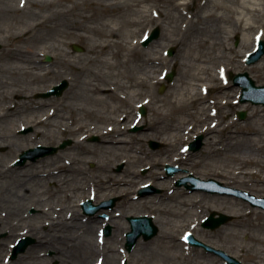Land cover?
Masks as SVG:
<instances>
[{"label": "bare ground", "instance_id": "6f19581e", "mask_svg": "<svg viewBox=\"0 0 264 264\" xmlns=\"http://www.w3.org/2000/svg\"><path fill=\"white\" fill-rule=\"evenodd\" d=\"M14 12L20 16L19 27L9 34L13 40L8 50L11 61L3 66L2 71L11 73L19 81L27 77L41 82L53 75L77 81L80 89H85L83 100L86 104L77 106L80 96L70 90L61 97L36 100L32 96L35 91H27L19 82H6L13 89L0 92V122L19 118V129L31 126L33 134H38L35 138L19 136L11 127L0 133L1 143L10 147L16 145L19 151L42 144L37 140L44 133L42 128L48 126L58 131L60 125L51 120L66 108L67 117L60 114L70 121L65 130L76 136L69 151L81 149L84 154L83 159L74 157L73 166L63 163V154L28 162L22 168L0 165V178L9 177L14 183L26 177L38 183L53 181V186L47 189L56 194L66 193L69 201L57 216L55 205L49 208L54 209L53 216L51 212L42 211L41 217L51 216V230H44V225L33 223L24 216L19 221L11 220L15 200H11L10 193L26 200L23 208L29 199L26 193L21 194L13 187L0 189V201L8 204L3 207L6 210L4 216L0 214V232L8 230L9 235L21 233L37 237V244L28 248L24 261L35 258L39 254L36 248L43 246L45 250L54 249L56 256L52 258L60 259L61 264H73L70 247H78V258H84L81 264H87L86 259L97 254H105L102 264H117L121 255L119 251L123 250H119L118 245L122 243L124 246L125 242L121 231H129L130 226L117 218L121 213L114 214L109 210L113 216L108 224L115 231L104 238L103 244L102 240L100 243L96 241L97 237L93 236L97 227L106 222L98 212L91 214L86 223L81 221L80 202L88 193L96 200L122 194L128 204L124 210L126 216L142 215L141 208L151 215L157 212L159 218L154 216L159 226L157 239L168 249L177 245L181 250V244L166 241H175L176 238L167 236L166 223L160 215L169 223L179 219L188 224L189 227L181 231L183 235L192 228L195 230L199 220L211 209L228 211L236 216L232 223L236 230L222 226L219 231L237 240L236 244L232 246V253L217 243L215 248L227 251L236 259L244 257L249 264H264V210L219 193L171 189L170 184L183 175L171 178L161 171L167 162L179 164L193 175L222 176L228 183L259 193L264 191V106L242 104L241 108H250L251 117L245 124L224 112V105L231 99L235 102L240 92L238 85H228L230 71L240 68L245 57L255 50L256 41L264 38V0H19ZM26 14L29 20L24 19ZM155 24L163 26V34L144 46L143 40ZM234 34L241 35L239 46L232 45ZM78 43L86 45L85 52L72 49ZM174 45L186 51L184 62H178L166 53ZM48 54L54 56L56 66L57 62L60 63L57 68L42 64V55ZM172 63L182 66L184 76L177 78L176 84L175 80L171 82L165 95H156V87L167 84L164 75L170 72ZM248 67L264 79V58ZM68 70L74 73V78H69ZM144 92L149 93L145 95ZM140 105L150 108L153 114L147 123H144L146 115H139ZM43 109L40 116H34L36 110ZM32 111L33 116H28ZM227 116L228 121L224 124L221 119ZM94 120L108 124L97 129L89 124ZM142 124H146L143 132H130L132 127ZM193 128L196 135L199 132L205 134L203 155L210 157L211 162L193 159L195 156L190 157L193 152L184 149L183 145L177 150L178 142L191 138ZM92 135L100 136L101 140L88 144L86 139ZM150 136L163 142V148L158 152L145 148L144 143ZM118 160L125 161L127 166L121 175H114L113 165ZM145 161L151 162L149 179L140 181L138 164H145ZM90 162L92 168L87 166ZM203 163L206 171H196L195 167H202ZM17 169L20 171L16 174ZM72 173L81 178V183L78 181L74 189L69 187L75 179L70 177ZM90 173L94 174L90 176ZM147 183L163 188L164 192L139 197L138 189ZM68 190H73L72 194ZM73 192L80 197L79 203L72 199ZM168 200H177V204L164 205ZM45 201L39 198L33 205L40 207ZM59 201L64 202V197ZM71 203L75 211L68 217L64 210L69 209ZM243 235L246 240L242 239ZM106 240H110L109 245ZM70 242L74 244L70 246ZM151 243L153 241H140L134 253L125 248L122 257L128 258V252L134 257L139 245L149 246ZM2 246L0 264H9L12 261L2 257L5 250ZM168 254V261L172 263H191L194 261L189 259H195V264H228L226 258L195 252L188 244L183 245L182 252ZM98 262L94 260L92 264Z\"/></svg>", "mask_w": 264, "mask_h": 264}, {"label": "rangeland", "instance_id": "374dc122", "mask_svg": "<svg viewBox=\"0 0 264 264\" xmlns=\"http://www.w3.org/2000/svg\"><path fill=\"white\" fill-rule=\"evenodd\" d=\"M18 2L19 0H0V44L2 45V48L0 49V92L1 91H9L11 89H13V87H8V85H6V82H19V85L20 86H23L27 91H35L33 92V95L35 97L36 100H42V99H48V98H55V97H61L65 94V92L67 90H70L72 91L73 93L79 95L80 97L77 99V102H76V105L77 106H83V105H86L85 102H84V95H85V89H80L79 87V83L77 81H70L68 79V81H70V87H68L66 89V91H64V93L61 95V96H56V95H52V96H49V97H43V96H40L42 93L44 92H48L53 86L54 84H60L62 83V81L64 79H67V78H61L60 79V76H52L48 79H44L43 81H33L32 79L30 78H27L25 77L24 79H22L23 81H19L17 79L14 78V76H12L11 73L7 74V73H4L2 70H3V66H5L6 63H8L9 61H11V53L8 52L9 48H11V44L13 43V40H11L9 38V34L11 35L12 32H14V30H16V28L19 27V22H20V16L18 14V12H14L15 10V6L18 5ZM24 18V17H23ZM29 15L26 14L25 18L26 20H29ZM156 24L153 26L152 28V31L156 28V27H159V26H156ZM161 29V32H160V36L163 34V26H160L159 27ZM160 36L158 38H160ZM158 38H155L153 41L155 40H158ZM264 39V38H263ZM152 41V42H153ZM258 41V40H257ZM256 41V43H257ZM241 43V35H238V34H234L233 38H232V45L233 46H239ZM151 44V43H150ZM149 44V45H150ZM78 45H80L82 47L83 50L81 51H77L78 53H83L86 51V45L85 44H80L78 43ZM72 49H74V46L72 47ZM170 48L167 49V51L169 50ZM174 53L172 55H170L172 58H174V60L176 61H182L184 62L185 61V58L187 56V53L186 51L183 49H179L177 46L174 45ZM52 57V59L50 61H47L46 60V56L42 55V64H48L50 66H53L54 65V68H57L59 66V62H57V66L55 65V58L52 54H48ZM262 58H264V55L262 56ZM262 58L260 60H262ZM259 60V61H260ZM258 61V62H259ZM256 62V63H258ZM53 63V64H52ZM254 63V64H256ZM254 64H251V65H254ZM186 65H188V63H186ZM182 68V66H181ZM181 68L180 66L178 67L177 65H174L172 63L171 65V69H170V72L172 71H175L176 72V75L174 77V84H176L177 82V78H181L184 76V73L181 71ZM69 71V70H68ZM70 72V71H69ZM68 72V73H69ZM241 72H248V74H250V76L256 81V83L258 85H264V79L258 77V75L253 72L251 69H249L248 67V64L246 63V57L245 59L241 62V65H240V68H234L233 70L230 71L229 75H228V85H232V86H236L233 82V76L236 74V73H241ZM74 73L70 72L69 73V78H74ZM5 82V84L3 83ZM170 83L169 81H167V84H159L156 89H155V93L156 95H165V93H167V90L170 86ZM48 85H53L52 87L50 88H45V90L43 89L42 91L41 90H38V89H41L42 87H46ZM164 85V86H163ZM164 87L163 90H161V88ZM239 87V86H238ZM169 91V90H168ZM127 92V91H126ZM125 92V94H126ZM28 93V92H27ZM128 93V92H127ZM145 95L148 94L149 92H144ZM241 94H242V88L240 87V92H239V97L236 99L235 102H233V99H231L232 101L229 102V103H226L224 105V112L227 114H229L228 116L229 117H236L238 118L239 122H241L242 124H245L249 118L251 117L250 116V108L249 107H244V108H241L240 106L242 104H245V103H248L250 106H253V105H263V104H254L252 102H244L242 103L240 101V97H241ZM86 96H87V92H86ZM264 106V105H263ZM64 108V107H63ZM94 108H98L96 105H94ZM123 109H126L125 107H123ZM139 110V108H138ZM44 109L43 110H36V112L34 113L35 115L34 116H40L42 113H43ZM240 111H245L246 112V117L245 118H241L239 116V112ZM33 112H30L28 113V116H33ZM60 114H64L65 117H67V114H68V109L64 108L61 110V112H59V115H56L52 118L51 121H54L55 120V123L60 125L58 127V131H54L52 130V128L46 126L45 128L43 127L42 129H45L44 130V133L41 137V135H39L38 137H40L39 139L37 140H40L41 143H45L44 145H48V146H58L62 141L66 140V139H72L73 140V143H74V140L76 138V136H74L73 134L70 135V133H68V131L65 130V127L66 125H68L70 123L69 120H66V119H63L62 116L63 115H60ZM134 114V113H133ZM228 116L225 117L224 119H221L223 120L224 124L228 121ZM221 117V115H220ZM148 118V119H147ZM151 118H153V114H151V110L150 108L147 109V114H146V118H145V121L144 123H147L149 120H151ZM17 119V120H16ZM14 121L12 120H3L0 122V133H4L3 131L7 130V129H10L11 127L15 130V133L18 134L19 136H29L30 138H35L38 134H33V127L31 126H28V127H25V128H21L19 129L20 127V123H21V119L19 118H16ZM210 120H208L207 122H209ZM89 124L92 126V127H106L107 124L105 123H100L99 121H93V122H90L89 121ZM142 128L140 130H137V131H132V129H130V132L132 133H141L143 132L145 129H146V124H142L141 126ZM31 128L32 130L28 131V132H23L24 129H29ZM133 128V127H132ZM195 130V128H193L191 130V138L189 140H182L180 142H178L177 144V150H179L182 145L184 146V144H186V146L189 145L190 141H195V139L200 135L202 134L201 132H199L197 135L195 133H193ZM196 131V130H195ZM201 131V129L199 130ZM184 132V131H183ZM205 135V134H204ZM98 135H92L90 137H88L86 139V142L88 144H91V143H97L101 140V137L98 136V139L96 140H93L94 137L97 138ZM204 144H202L200 150H197V151H192L193 153L191 154L192 156L190 157H193L195 156L193 159H198L200 158L201 160H204V163H205V160H207V162H211V159H209L210 157H206V155H203L204 154V147H205V136H204ZM1 141V140H0ZM152 141L154 142H157L158 143V146L156 147H153L152 146ZM5 142L1 143L0 142V165H17V167H25V165L28 163V162H36L37 160H28L26 161L24 164H16V161L19 159L20 157V154H22L25 150H28L30 147H26L23 151H19L17 150V146L16 145H11L8 146V145H4ZM73 143L71 145H68L66 148H63V149H60L57 153L55 154H50V155H47V156H56L58 154H63V157H62V160H63V163H65L66 165H70V166H73L75 164H73V160H74V157H78L80 159H83V151L81 149H77V150H70L69 151V148L73 145ZM145 148L147 150H152L154 152H158V150H161L163 148V142L159 139H156V138H152L151 136L149 138L146 139L145 141ZM38 146V145H37ZM36 145L35 146H32V147H37ZM185 146V147H186ZM16 158H15V157ZM47 156H42L40 158H44V157H47ZM40 158H37L38 160ZM208 158V159H206ZM263 159H264V156H263ZM145 164H138L139 165V171H140V174H141V178H140V181H146L148 180V174L150 173L149 171L151 170L150 169V166H151V162L149 161H145L144 162ZM203 163V166L202 167H199V166H196L195 167V170L200 172V171H206L205 170V165ZM127 163L123 160H118L114 165H113V169H112V174L114 175H121L124 170L126 169V165ZM169 163H165V165H163V169H161L164 176H170L171 178H173L175 175H183L179 178H177L176 180H174L169 188H186L185 185H178L177 182L184 178V177H188L190 176L191 174L193 175V173L190 172V170H188L187 168H184L183 166L179 165V164H173L171 163L170 165L172 166H177L179 168V170L177 171V173H175L174 175H168L167 172H166V167ZM87 166L90 168H92V163L90 162L89 164H87ZM132 166V165H130ZM20 169L16 171V174L19 173ZM188 174L187 176L184 174ZM75 173H72L70 175L73 176ZM94 173H90V176H92ZM194 175L200 177V178H203V179H209V178H214L220 182H222L224 185L226 186H232L233 188H237V189H241L245 192H248L249 194H252L256 197H264V191L263 192H257V191H254L252 190L251 188H247V187H242V186H239V185H235V184H232V183H228L227 180L225 178H223L222 176H200V174H196L194 173ZM75 179L74 181L70 182V188L74 189V187L77 185L78 181L81 180L80 176H73ZM30 179V180H29ZM89 179V177H88ZM19 182L17 183H14L12 181L11 178H0V189H5L7 187H10L14 190H19V193H26L29 199V202L27 204V206L25 208H23V204L26 202V200H23V197H18V196H14L12 195V193H10V198L11 200H15V204L12 205L13 207L15 206V208H13V212L14 214H12L11 216V220L13 221H19L20 218L22 216H24L25 218H29L33 221V223H36V224H40L41 225H44V230H51V226H49L50 224V221H51V216H46V217H41L43 215L42 211L46 210L48 212H51V215L53 216V212H54V209H50L49 208H52L50 207L51 205L54 206L55 205V209H56V212H55V216H57V214L59 215V210L62 209V207L64 208V204L65 203H69V201L66 200V193H57L54 192L53 190H50V189H47L49 188V186H53V181H47V182H44L42 181L41 183H38V182H35L33 179H31V177H26V178H20L18 180ZM80 182V181H79ZM81 183V182H80ZM189 185H192L191 182H188ZM88 186V185H87ZM140 189V188H139ZM139 189L137 191L138 195H139ZM156 189H158L159 191L158 192H152V193H147L145 195H142L141 197H145V196H148V195H151V194H160L163 191V188L161 187H157ZM191 190V189H189ZM72 191L73 190H68V192H70L72 194ZM73 195L74 197L72 199H77V203H79V198L76 194H74L73 192ZM88 193L86 194V199H89L90 197L92 196H87ZM218 195H222V196H226L228 198H232V199H238L242 202H244V204H246L247 206H250V207H253V208H258V209H262L264 210V208H261V207H258V206H254L250 201H248L247 199H245L244 197H240V196H236V195H228V194H218ZM9 196V195H8ZM61 197H64L65 201L64 202H61L59 201ZM39 198H42V199H45L46 201L44 202L43 206H37L36 205H33L34 201H37ZM111 198H115L116 201L115 203H113V205H110V208H103L101 209L97 214H100V218L103 219L104 221H107L108 219L105 218V216H113L110 214V211H114V214H117V213H121V215L119 217H117L121 222L122 224L124 225H129V221L127 220V217L124 212L125 210V206H127V200L124 199L122 197V194H113L112 196L108 197L107 199H103V200H96L94 199V201L96 203H100L102 201H106V200H109ZM177 199V198H176ZM83 201V200H82ZM81 201V202H82ZM81 202H80V208H79V211H81L82 215L80 214V219L81 221L83 222H87L88 221V217L89 216H85L84 215V212L81 208ZM164 205H176L177 204V200L176 201H166L165 203H163ZM5 205H8L6 201H0V214L2 216H4L6 210H4L5 208ZM124 206V207H123ZM75 211L74 208H72V203L70 204V208L67 209V207L65 208L64 210V214H66L68 217L71 216V213H73ZM141 211H142V214L146 213V214H150L149 211H147L146 209H142L141 208ZM214 210L211 209V211H208V213L203 217V219L206 217V216H209ZM8 212V211H7ZM216 212H221V211H216ZM224 213L226 214H229V215H232L233 216V219L230 220L229 222H227L226 224H223L222 226H226L228 228H232V229H235V226L232 224L234 223V221L236 220V216L234 214H231L230 212L228 211H225L224 210ZM105 215V216H104ZM153 217H157L159 218V214L157 212H153ZM162 218H163V221H165V225L164 228L166 230H168V235L169 237H174L176 238V240H166L168 241V243L171 241V242H176L177 244H181V250L180 248L176 245L174 249H168L167 247L164 246V244L162 243V241L160 239H157V236L156 237H153L152 239H149V240H145L143 238H141L139 240L140 241H147V242H151L153 241V243L149 244V246H143V245H139L137 247V253H135L136 255H134V257H130L129 256V252H128V259L127 258H123L122 255H124V250H120V248L124 249L125 246H126V243H127V237H126V233L128 231H121L123 237H125V242H124V246H122V243L118 245V248H119V252L121 253V255L119 256V258L117 259V264H124L123 262H126V264H141L140 261H144L148 264H195V259H189V261H194V262H191V263H180V262H177L176 263H172L170 261H168V256L169 254L168 253H178L179 251L182 252V248H183V245H186L188 244V246H191L193 248V250L195 252H206L210 255H213L215 256L216 258H224L223 254H219L214 251H208L206 250L205 248L203 247H199V246H194V245H191L189 243H186L185 240H181L179 239L182 235V230L188 228V224L186 225L185 222L183 220H175L174 222H170L169 223V220H167L163 215H160ZM155 217H154V220H155ZM189 219V218H188ZM203 219H200L199 221V224L197 225L196 229L194 230L193 228L191 229L194 233V235L200 239L201 241L205 242L206 244L208 245H211L212 247L215 248V243L219 244V245H222L223 248L227 249V251H230L231 253L233 252L231 249H232V246L236 244V241L237 240H234V238L230 237V236H225L223 235L219 230H221L220 228H222V226L216 228V229H210V228H206L204 227L203 225ZM192 221V219H191ZM157 223V222H156ZM238 224L242 223V222H239L237 221ZM107 224L105 225H102V226H98L97 229H96V232H95V235L93 237H97L96 241H100V239L98 238V230H101V228H104ZM243 225V224H241ZM239 225V226H241ZM130 226V225H129ZM113 228V227H112ZM242 228V227H240ZM244 229V227H243ZM245 229H251L249 227H245ZM131 230V228L129 229V231ZM236 230V229H235ZM115 230L113 229L112 230V233L114 232ZM228 232V231H227ZM257 232V230H256ZM14 233H17V232H14ZM13 234V233H12ZM9 235V232L8 230H5V231H2L0 232V247L2 246L5 250L3 252V259H8L9 261H12V262H8L9 264H20L22 262V264H34V262H39L40 264H61V260L58 259V258H52V257H55V250L54 249H46L43 247V246H39L37 247V251H39V256H35V258H33L32 260H28L27 261H24L25 258H24V255L26 254V251L28 250V248L30 246H34L37 244V237L36 236H30V235H23V234H19V235ZM25 237H30L32 238V241L30 242V244L27 246V248L25 249L24 252H20L18 254V256L13 259L11 258L13 256V246L16 244L17 241H19V239L21 240V238H25ZM110 237V236H109ZM242 239L243 240H246L245 238V235L242 236ZM107 244L109 245V242L110 240H106ZM105 242V239L102 240V244ZM138 242V243H139ZM100 243V242H99ZM186 243V244H185ZM74 244V242H70V246H72ZM11 245V247H10ZM137 246V245H136ZM78 248V247H76ZM76 248H72L70 247V250H72V252L70 253V257L73 258V264H81L83 259H79L78 256H79V252L76 250ZM135 249V248H134ZM134 249H132V253H134L135 251H133ZM217 249V248H216ZM127 250V249H126ZM184 250V249H183ZM222 251H224L223 249H220ZM185 251V250H184ZM226 251V253H227ZM186 252V251H185ZM45 254V255H43ZM105 254H97L95 255L93 258H90V259H86V261L89 262V264H92V262L94 260H101L102 262H104V259H105ZM44 258H47V259H44ZM51 258V259H50ZM195 258V257H194ZM20 260V261H19ZM72 260V259H70ZM239 261H241L243 264H249L248 260L246 261L244 259V257L242 258H239L238 259ZM226 261V260H225ZM224 261V262H225ZM87 262V264H88ZM228 264H230L228 261H226ZM99 264H102V263H99Z\"/></svg>", "mask_w": 264, "mask_h": 264}, {"label": "water", "instance_id": "95a60500", "mask_svg": "<svg viewBox=\"0 0 264 264\" xmlns=\"http://www.w3.org/2000/svg\"><path fill=\"white\" fill-rule=\"evenodd\" d=\"M159 35H160V28H156L153 31L152 35L144 41L145 45H147L154 38H158ZM258 44H259V49L255 53L250 54V57L247 60L248 63L257 62L262 57V55L264 54V40H260V42ZM173 53H174V49L172 48L171 54H173ZM48 59H50V57H48ZM174 75H175L174 72L170 73L168 76V79L172 80ZM234 80L238 85L240 84V85H243V87H244L243 88L244 95L242 98V102L251 100L253 103H264V86H260V85L257 86L255 80L252 77H250L248 72L237 74L235 76ZM66 85H67V82L65 81L61 85L54 86L52 91L47 93L46 96L51 95V94L61 95L63 90L65 89ZM143 112L145 113L146 109H143ZM245 116H246L245 112H240V117L244 118ZM202 139H203V137L201 136L198 138V141L196 143L195 142L192 143V145H191L192 150H199V148L202 145ZM69 143H71L70 140L64 142L60 147L63 148ZM57 150H58V147L48 148V147H43V146L39 147L38 149H29L21 155L22 159L19 163L20 164L25 163L28 158L36 160L37 157L46 155V154L51 153V152H56ZM169 171L171 172V171H173V169L169 168ZM193 180L197 181L198 179L195 177V178H193ZM184 182H185V180H181L178 184L181 185ZM191 188L193 190V189H196L197 186H193ZM145 192H146V189L142 191V194H145ZM101 206L102 205L94 206L92 204V201H88L84 205L87 212H95V210H99L101 208ZM231 218L232 217L230 215H226L224 213H221L219 217H215V212H213L211 214V216L205 221L204 225L207 227H211L212 229H215V228L219 227L220 225L228 222ZM131 220H132V224H133V230L128 234V237H129L128 245H129L130 249H132L134 247V244H136L137 239L139 238L140 235H142V233L145 234L146 238H151L152 236L155 235V233L158 230L157 227L154 225V223H152V220L148 217H138V218L132 217ZM108 230L110 231V228H108ZM31 241L32 240H30V238L22 239L15 248L13 258H16V256L21 251L22 252L25 251V249L27 248V246L30 244ZM191 242L193 244L198 245V246H203L208 250L215 251L214 248H212L211 246L205 244L204 242L196 239L193 236H191ZM230 262L232 264L233 263L242 264L234 258H230Z\"/></svg>", "mask_w": 264, "mask_h": 264}]
</instances>
